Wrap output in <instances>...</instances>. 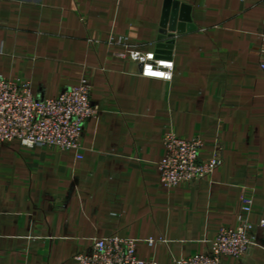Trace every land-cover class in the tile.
Returning <instances> with one entry per match:
<instances>
[{
	"label": "crops",
	"instance_id": "obj_1",
	"mask_svg": "<svg viewBox=\"0 0 264 264\" xmlns=\"http://www.w3.org/2000/svg\"><path fill=\"white\" fill-rule=\"evenodd\" d=\"M166 1L0 0V75L28 81L40 100L86 78L100 109L79 150L0 144V264H78L110 235L171 264L209 252L239 216L255 244L221 264H264V0H169L190 22L159 39ZM168 41L170 54H156ZM130 50L172 61L171 80L142 76ZM167 132L200 136V159L221 165L164 187Z\"/></svg>",
	"mask_w": 264,
	"mask_h": 264
},
{
	"label": "built area",
	"instance_id": "obj_2",
	"mask_svg": "<svg viewBox=\"0 0 264 264\" xmlns=\"http://www.w3.org/2000/svg\"><path fill=\"white\" fill-rule=\"evenodd\" d=\"M259 66L264 72V35L259 49ZM129 56L138 63L144 77L169 81L173 62L159 59L155 54L130 50ZM90 83L83 78L76 86L62 90L55 98H36L28 81L7 79L0 75V144L18 141L26 147H55L61 150H79L86 120L99 112L90 100ZM164 155L157 163L162 185L168 189L181 182L201 180L211 175L222 161L217 155L207 160L199 157L203 145L200 136L179 138L172 132L163 136ZM252 200L242 198V211L251 210ZM264 227V221L262 222ZM251 224L239 216L235 228L223 227L211 240L207 253L173 258L171 264H221L222 256L242 257L255 239L249 235ZM78 264H158L140 259L136 240L110 235L96 238L84 251L74 255Z\"/></svg>",
	"mask_w": 264,
	"mask_h": 264
},
{
	"label": "water",
	"instance_id": "obj_3",
	"mask_svg": "<svg viewBox=\"0 0 264 264\" xmlns=\"http://www.w3.org/2000/svg\"><path fill=\"white\" fill-rule=\"evenodd\" d=\"M169 10H171L169 14ZM178 21L190 22V18L184 14V7L180 6L177 2L166 1L164 14L160 23L159 39H164L170 37L168 31H175L178 29ZM190 27V26H188ZM172 49V42L168 41L166 43H158L156 45V54L169 55Z\"/></svg>",
	"mask_w": 264,
	"mask_h": 264
}]
</instances>
